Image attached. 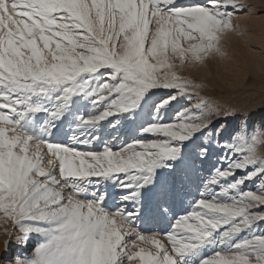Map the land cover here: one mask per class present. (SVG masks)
<instances>
[{
  "label": "snow or ice",
  "instance_id": "snow-or-ice-1",
  "mask_svg": "<svg viewBox=\"0 0 264 264\" xmlns=\"http://www.w3.org/2000/svg\"><path fill=\"white\" fill-rule=\"evenodd\" d=\"M246 6L245 0H0V213L19 230L17 243L42 238L30 255L7 264H192L193 257L199 264H264V154L255 153L262 128L250 136L242 126L230 141H215L223 150L219 166L166 232L146 234L139 225L154 221L155 201L174 195L171 181L143 207L127 203L138 201L157 168L172 167L165 161L177 159L209 117L235 114L201 115L205 85L179 69L223 56L221 42ZM152 89L169 94L141 136L102 144L87 131L108 118L119 122ZM76 96L91 98L87 115L72 113ZM181 98L196 103L177 107ZM164 108L173 109L171 120ZM66 113L85 130L82 139L62 140ZM253 177L257 187L242 188ZM106 182L132 191L115 197Z\"/></svg>",
  "mask_w": 264,
  "mask_h": 264
},
{
  "label": "rangeland",
  "instance_id": "rangeland-1",
  "mask_svg": "<svg viewBox=\"0 0 264 264\" xmlns=\"http://www.w3.org/2000/svg\"><path fill=\"white\" fill-rule=\"evenodd\" d=\"M190 2L192 0H176L177 5ZM245 3L247 6L234 15V30L225 35L221 42L225 55L213 56L196 67L179 69L182 75L194 78L205 85L201 90L204 104L198 106L201 108V115L209 116L210 111L217 109L221 112L235 111V114L209 117L211 120L209 126L196 132L190 140L183 143L180 156L175 160L165 161L172 167L157 168L152 183L140 189L138 201L127 202L129 207L134 203H139L143 207L152 200L162 182L171 181L174 186V195L171 198L154 202V221L140 222L141 232L146 234L157 230L166 232L169 228V219L174 222L178 216L186 214L200 198L205 181L209 179L213 169L219 166V157L223 155V150L215 142L217 139L230 141L234 134L239 133L242 126H245L250 136L255 129L262 128L261 137L255 145V153L264 154V0H245ZM91 83L90 81V86ZM168 94L169 91L165 89H152L145 94L136 109L120 114L119 122H116V117L108 118L101 122L99 128L87 131L98 135L102 144L112 138L114 142L122 139L124 143H129L130 137L141 136L140 129L150 124L154 116L161 114L157 111V105L161 98ZM72 99V113L87 115L91 107L89 103L91 98L76 96ZM189 103L195 104L196 100L187 101L181 98L177 107L188 106ZM37 115L42 117L43 113ZM163 115L166 121L171 120L174 116L173 109L164 108ZM62 120L64 123L59 134L62 140L67 141L74 135L83 138L81 134L85 130L76 127L77 121L72 114L66 113ZM57 126H61L60 122H57ZM204 147L208 148V155L201 158L199 152ZM250 171L251 167L244 171L237 170L235 175L241 177ZM259 183V178L253 177L245 181L242 188L254 189ZM104 187L115 197L132 191L127 188L119 189L114 182H106ZM259 228L264 230V222L260 223ZM8 232H12L13 235L9 237ZM18 234L19 230L14 227L12 221L0 213V249H3L4 241L11 238L7 251L0 252V264H7L17 255L23 256L25 253L30 255L34 246L42 239L34 234L25 248H22V244L16 241ZM245 234V231H241L235 239H240ZM207 254L205 252V255ZM192 264H199L196 257L192 258Z\"/></svg>",
  "mask_w": 264,
  "mask_h": 264
},
{
  "label": "bare ground",
  "instance_id": "bare-ground-1",
  "mask_svg": "<svg viewBox=\"0 0 264 264\" xmlns=\"http://www.w3.org/2000/svg\"><path fill=\"white\" fill-rule=\"evenodd\" d=\"M33 235H34V234H32V235L30 236L29 240L31 239V237H32ZM29 240H28V241H29ZM26 245H27V244H26ZM26 245H22V248H25Z\"/></svg>",
  "mask_w": 264,
  "mask_h": 264
},
{
  "label": "clouds",
  "instance_id": "clouds-1",
  "mask_svg": "<svg viewBox=\"0 0 264 264\" xmlns=\"http://www.w3.org/2000/svg\"><path fill=\"white\" fill-rule=\"evenodd\" d=\"M224 53V52H223ZM224 55H225V53H224Z\"/></svg>",
  "mask_w": 264,
  "mask_h": 264
}]
</instances>
